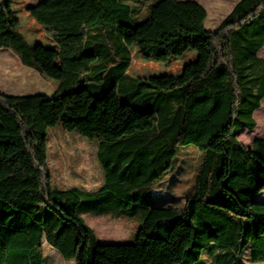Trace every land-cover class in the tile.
Masks as SVG:
<instances>
[{"label": "trees", "instance_id": "obj_1", "mask_svg": "<svg viewBox=\"0 0 264 264\" xmlns=\"http://www.w3.org/2000/svg\"><path fill=\"white\" fill-rule=\"evenodd\" d=\"M26 9L58 46L63 73L52 96L0 91V264H44L46 245L77 264H239L249 248L264 262V138L239 140L264 97V0H239L215 29L197 0H39ZM149 19L141 51L164 55L167 35L187 29L212 39L205 68L170 87L129 75L124 30ZM0 47L43 72L1 3ZM57 125L99 141L98 192L53 187L47 136ZM189 144L200 150L195 182L177 206L154 189ZM85 212L139 216L135 241L99 243Z\"/></svg>", "mask_w": 264, "mask_h": 264}, {"label": "rangeland", "instance_id": "obj_2", "mask_svg": "<svg viewBox=\"0 0 264 264\" xmlns=\"http://www.w3.org/2000/svg\"><path fill=\"white\" fill-rule=\"evenodd\" d=\"M39 0H0L6 10L12 26L19 30L33 47L37 61L43 72L23 65L19 57L11 50L0 47V91L13 95L42 93L52 96L61 81V61L59 49L44 32L41 25L27 11V6ZM206 8L208 17L205 22L208 29H215L239 0H197ZM142 11L137 16L144 17ZM149 19L138 29L124 30V38L130 48L132 61L128 74L133 77L151 79L162 87L181 83L192 72L200 71L208 63L212 50V39L194 35L184 29L181 35H167L168 51L164 55H150L141 51L137 45L138 36L151 25ZM128 28V27H126ZM264 58V46L259 51ZM257 125L254 129H244L239 140L247 147L251 140L264 138V97L261 106L254 115ZM98 140L90 139L61 126L48 129L47 162L51 171L53 187L60 189L77 188L98 190L104 183V170L97 157ZM200 150L193 144L179 147L172 168L156 184L155 196H164L172 192L174 205L182 206L184 194L195 182V173ZM165 190V191H163ZM264 200V192L260 195ZM88 225L98 236L99 243H132L135 241L137 222L126 219L115 220L111 216L93 217L84 214ZM105 218V219H103ZM107 221L97 225V220ZM133 222V223H132ZM250 248L239 259V264H264L253 262L249 258ZM210 264L208 257L203 260ZM44 264H77L72 258H65L55 248L46 245Z\"/></svg>", "mask_w": 264, "mask_h": 264}, {"label": "crops", "instance_id": "obj_3", "mask_svg": "<svg viewBox=\"0 0 264 264\" xmlns=\"http://www.w3.org/2000/svg\"><path fill=\"white\" fill-rule=\"evenodd\" d=\"M238 2V1H237ZM236 2V3H237ZM235 3V4H236ZM224 19V18H223ZM128 30V29H127ZM53 41V40H52ZM58 47V46H57ZM59 49V48H58ZM59 53H60V51H59ZM167 53V52H166ZM165 53V54H166ZM62 73H63V71H62V65H61V78H62ZM61 82V81H60ZM37 94H42V93H37ZM256 113V112H255ZM255 115V114H254ZM244 130V129H243ZM243 130H241L240 131V133H239V138H241V136H242V133L244 132ZM254 140V139H253ZM253 140H251V143H252V141ZM99 141H98V147H97V157H98V150H99ZM251 146V144L249 145V147ZM99 160V159H98ZM102 166V165H101ZM103 168V167H102ZM104 170V169H103ZM104 181H105V172H104ZM104 184V183H103ZM103 184H102V186H103ZM101 186V187H102ZM101 187H100V189H101ZM100 189H98V190H84V191H87V192H98ZM82 190V189H81ZM163 191H165V190H163ZM169 195H172V192H167ZM168 195V196H169ZM174 195V194H173ZM175 196V195H174ZM84 214H88V215H91V216H93V217H102V216H104L105 218L107 217V216H111L112 218H113V221H115V220H122V219H126L127 221H133V222H137L138 223V226H137V229H138V227H139V225H140V220H141V218L139 217V216H135V217H129V216H121V217H117V216H115V215H113V214H111V213H109V214H101V215H99V214H95V213H91V212H85V213H83V218H84ZM105 218H103V219H105ZM103 219H100V220H97V225H105L106 223H107V221L105 222V221H103ZM84 220H85V218H84ZM86 221V220H85ZM132 222V223H133ZM87 223V222H86ZM88 224V223H87ZM92 228V227H91ZM93 229V228H92ZM93 231L95 232V230L93 229ZM137 232V231H136ZM95 234H96V232H95ZM97 236V235H96ZM135 236H136V234H135ZM97 239H98V236H97ZM99 240V239H98Z\"/></svg>", "mask_w": 264, "mask_h": 264}, {"label": "water", "instance_id": "obj_4", "mask_svg": "<svg viewBox=\"0 0 264 264\" xmlns=\"http://www.w3.org/2000/svg\"><path fill=\"white\" fill-rule=\"evenodd\" d=\"M103 244H117V243H103Z\"/></svg>", "mask_w": 264, "mask_h": 264}]
</instances>
